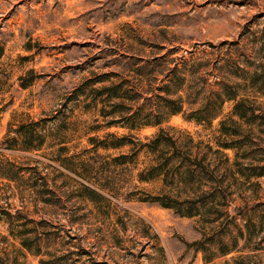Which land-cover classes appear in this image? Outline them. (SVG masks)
<instances>
[{"label": "rangeland", "instance_id": "374dc122", "mask_svg": "<svg viewBox=\"0 0 264 264\" xmlns=\"http://www.w3.org/2000/svg\"><path fill=\"white\" fill-rule=\"evenodd\" d=\"M103 86L134 101L103 117ZM228 92L264 112V0H0V142L31 119L45 140L5 152L35 169L19 187L0 178V205L22 211L0 212V264H264V117L233 115ZM160 96H181L186 114L207 104L214 118L162 107L160 125L130 128ZM223 119L238 133L222 134ZM160 130L174 143L137 146ZM40 176L48 202L31 190ZM220 183L229 201L205 193Z\"/></svg>", "mask_w": 264, "mask_h": 264}, {"label": "trees", "instance_id": "16d2710c", "mask_svg": "<svg viewBox=\"0 0 264 264\" xmlns=\"http://www.w3.org/2000/svg\"><path fill=\"white\" fill-rule=\"evenodd\" d=\"M179 79L180 81L177 83L179 84L184 83V77L179 76ZM173 83H174L173 80H170L163 87L164 89H166L165 91L168 94L170 91L171 84ZM96 89H97L96 90L97 94L93 96V99H102L100 100L102 102L100 112L103 117H107L108 115H113L117 113L118 107L125 108L129 106L128 103L130 101L131 102L134 101V98L132 96L119 95L117 94V92H114L112 90L113 86H103L101 88H96ZM219 95L222 96V94H219ZM226 95L228 99L235 100L232 113L233 115L238 116L239 119L246 120L248 118L255 119L258 117H264V115L262 114L263 111L260 110V108H256L253 106H247L248 103L246 104V101L243 99H237V95L235 94H231L228 92V94L226 93ZM160 98L162 99L164 105L157 106L156 108H153V109L150 108L151 110H149L145 114L144 120H142V122H140L139 125L135 124L136 121L134 118L135 116L137 117L138 114L136 115V113H134L132 117L128 118L130 121L129 122L130 128L134 129L138 126L143 127V126H148V125H154V126L160 125L163 121V117L161 116L162 107L172 114L182 113L186 119L194 120L195 122L200 123V124L206 121L208 123H211L212 118H214V116H211L212 114L210 110L208 109L209 107L207 106V104L193 108L192 110H190L188 114H186L187 111L184 110L181 96H178L177 98H171L170 96H160ZM146 99H153V96H150V98H146ZM195 100H196V97L193 98V102H195ZM106 101L111 103L110 104L111 109L109 111L105 110V104H103ZM119 113L123 114L124 111L121 110L120 108ZM119 121L120 119L112 120L109 123H117ZM40 122H41L40 120L31 119V121H28V122L20 121V123L15 127H13V125H10V129L8 130L6 137L0 142V178L3 180H6L7 181L6 183L15 182L19 187V184L25 182L26 180L25 173L35 169L34 167H29V166L18 164L17 161L12 160L9 157H7L5 155V152L10 151V150L18 151V149L28 151V150H38L42 148L45 143V140H44V135L40 131L41 130ZM234 123L237 124L236 122ZM227 124H228V120L226 119H223L220 121L219 130L222 134L235 135L238 133L237 128H235L233 131L229 130L230 128ZM115 139L117 140H113V142L111 143L104 144L103 147L104 148H119L125 145L129 141L131 143H134L136 141V137L134 135L122 136L119 138L115 137ZM168 141L172 142L173 140L168 134H165L163 130H160L159 133L154 138L150 139L147 143L137 140V146L140 148L150 147V149H152L153 151H156V149H158V147L161 146L160 144H167L166 142ZM221 145L222 147H226V148L235 147L231 144H221ZM175 153L179 154V153H183V151L180 150V152H175ZM180 155L182 158H184L182 154ZM187 157H188L187 159L189 160V162L193 163L195 167L201 166V163L198 162V160H196L195 158L192 159L189 156ZM160 167H161V164H157L149 168L148 172L142 171L139 174V179L141 181H147L149 179L154 178L155 176L152 175L153 170L155 171L156 169ZM261 168H262V172H258L257 175H260V176L264 175V164H261ZM157 174H159V172L155 173V175ZM165 178H167V175L164 174V179ZM39 180L42 181V184H40L38 180H35V182H33L31 185V190L35 195L39 194L40 196L44 197L43 199L45 202H48L49 198L46 197L45 195H48V194L51 195L50 192H52V190L48 187L45 176H40ZM85 188L89 190V193L91 191L92 193L97 194V192L95 190L90 189L89 186L86 185ZM214 190H217L220 197L224 201H229L228 190L223 186V184L221 183L216 184L214 187H211V189L208 192H205V193L211 194L213 195V197H215V195L217 194ZM158 200H159L158 201L159 204L162 205L163 207H172V208L176 207V204L172 198L162 199V200L161 198H159ZM188 202L196 203L197 201L196 199H192V200H188ZM187 209L188 210L184 214L186 215L195 214V212L193 211L194 208L192 205L188 206ZM0 212L8 216L20 217L22 215V211L20 209H15L13 212L9 207H3L1 205H0ZM31 232H33V230L29 228H25L24 230L20 232V235L22 237L21 238L22 245L28 248L31 247V244L29 242L30 241L29 238L26 237L25 235H28V233H31ZM11 233H13L12 230H11ZM14 235L16 236V234Z\"/></svg>", "mask_w": 264, "mask_h": 264}]
</instances>
